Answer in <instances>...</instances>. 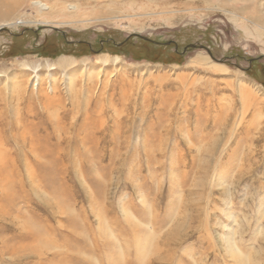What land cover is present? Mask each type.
I'll return each mask as SVG.
<instances>
[{"label": "rangeland", "instance_id": "1", "mask_svg": "<svg viewBox=\"0 0 264 264\" xmlns=\"http://www.w3.org/2000/svg\"><path fill=\"white\" fill-rule=\"evenodd\" d=\"M1 1L0 264H264V0Z\"/></svg>", "mask_w": 264, "mask_h": 264}, {"label": "bare ground", "instance_id": "2", "mask_svg": "<svg viewBox=\"0 0 264 264\" xmlns=\"http://www.w3.org/2000/svg\"><path fill=\"white\" fill-rule=\"evenodd\" d=\"M14 2V1H13ZM10 3V2H2L1 0H0V5L1 4H5L6 6H8V7H10V6H13L15 3ZM13 4V5H12ZM31 6L33 7V8H36V9H38L39 10V13H43V10L46 8V6H45V4L44 3H42L41 1H39V0H34V1H32L31 3ZM38 13V14H39ZM41 14H39V15H41ZM1 27H3V26H0V28ZM118 60V57H115L114 58V61H117ZM64 62H66V61H64ZM63 63V62H62ZM66 63H68V62H66ZM48 67L50 68V64H48ZM33 86H34V89L35 88H37V86L39 85V80H38V78L37 77H35L34 78V81H33Z\"/></svg>", "mask_w": 264, "mask_h": 264}, {"label": "water", "instance_id": "3", "mask_svg": "<svg viewBox=\"0 0 264 264\" xmlns=\"http://www.w3.org/2000/svg\"><path fill=\"white\" fill-rule=\"evenodd\" d=\"M50 28V30H55V31H57V29H55V28H53V27H49ZM2 30V28L0 29V31ZM136 37H139V38H141L142 39V37H140L139 35H135ZM191 47H194V46H191ZM185 51V50H184ZM219 62H221V61H219ZM250 62H252V60H250Z\"/></svg>", "mask_w": 264, "mask_h": 264}, {"label": "trees", "instance_id": "4", "mask_svg": "<svg viewBox=\"0 0 264 264\" xmlns=\"http://www.w3.org/2000/svg\"><path fill=\"white\" fill-rule=\"evenodd\" d=\"M144 43V42H143Z\"/></svg>", "mask_w": 264, "mask_h": 264}]
</instances>
